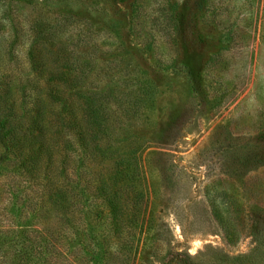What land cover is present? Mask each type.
<instances>
[{
    "label": "rangeland",
    "instance_id": "rangeland-1",
    "mask_svg": "<svg viewBox=\"0 0 264 264\" xmlns=\"http://www.w3.org/2000/svg\"><path fill=\"white\" fill-rule=\"evenodd\" d=\"M4 90L0 264H264V0H0Z\"/></svg>",
    "mask_w": 264,
    "mask_h": 264
},
{
    "label": "trees",
    "instance_id": "trees-1",
    "mask_svg": "<svg viewBox=\"0 0 264 264\" xmlns=\"http://www.w3.org/2000/svg\"><path fill=\"white\" fill-rule=\"evenodd\" d=\"M8 92H0V145L5 153L20 163L29 176L37 180L41 176L38 172L40 159L46 160L42 163V170H47V174L56 163L57 166L61 164L52 154V137L55 134L50 131L47 114L41 108L20 116L19 104L13 94ZM30 113H34L32 117L27 116ZM56 152L59 153V149ZM61 161H65V158ZM44 179L47 180L48 175Z\"/></svg>",
    "mask_w": 264,
    "mask_h": 264
}]
</instances>
